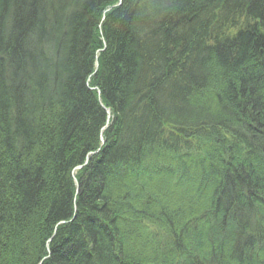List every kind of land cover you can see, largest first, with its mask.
Here are the masks:
<instances>
[{"label":"trees","instance_id":"obj_1","mask_svg":"<svg viewBox=\"0 0 264 264\" xmlns=\"http://www.w3.org/2000/svg\"><path fill=\"white\" fill-rule=\"evenodd\" d=\"M101 100L113 122L89 172L116 182L89 191L107 205L94 222L54 230L85 205L61 177L98 143ZM189 164L225 179L197 202L205 226L142 193ZM51 236L43 264H264V0H0V264H38Z\"/></svg>","mask_w":264,"mask_h":264},{"label":"rangeland","instance_id":"obj_2","mask_svg":"<svg viewBox=\"0 0 264 264\" xmlns=\"http://www.w3.org/2000/svg\"><path fill=\"white\" fill-rule=\"evenodd\" d=\"M105 47L106 46L104 45L103 48L105 49ZM99 51H101V50H99ZM94 64L95 65H94L93 71L91 73H89V75L86 79V81L89 82L87 84L91 90L96 89L97 86H96V84H90V81L93 79V77H95L98 74V72L102 73V71H103L102 67L99 65L97 59H96V63L94 62ZM99 69H100V71H99ZM98 79H99V75H98L96 81ZM97 93H98V95H100L99 90H97ZM213 98H214L213 93H211L210 95H207L208 100H211ZM100 105L102 108L105 109L106 114H105L104 121H103L104 123L100 127V131H99L100 135H99L98 143L96 144V142H95L92 149L85 154L84 159L82 161L78 160L77 162H75L77 164H75L73 166L70 165L69 173H65L64 178L61 177V180H65V182H66V179L68 177L71 178L73 185H74L75 197H77V196L82 197L84 199L82 201L85 205H82V208L79 211L78 207H77L78 205L75 202L76 201V198H75V200H74L75 204L73 203V204H70L68 206V213H70L71 216H67L66 218L58 221L54 226V230L57 229L58 225H62L64 223L70 224L76 218H79V220H86V221L88 220V221L94 222L95 218L93 216L95 214H99L98 210H101L104 205L105 206H107V205L106 204H104L102 206L96 205L95 208L92 207L91 205H89L90 200H85V199H89V197L91 195L89 193V191L91 189H94V190L97 189L98 192L104 193L105 191L107 192V189L109 187H111L116 182L113 179L112 180L110 179V181L107 180V178H108L107 176L110 174V172L108 170L105 171L103 174V177H105L104 178L105 181L100 180V179H96V176L93 173L90 175V172H89L91 162L93 160H95L96 157L98 156V154L102 151V149L105 145V142L107 140V138L104 136V133L111 126V124L113 122V119H112L113 117H112L110 108L105 106L103 104L102 100L100 101ZM168 126H169V128H170V126L172 128L176 127V125H173V124L168 125ZM178 126H181V125L179 124ZM182 127L186 128L184 126H182ZM136 129L140 132L138 127ZM186 129L190 133L191 130L188 128H186ZM196 129L198 130V127ZM196 129L193 130V132H196L197 131ZM183 131L186 132V130H184V129H183ZM175 132H179V130H177V128H176V131H173L172 134L174 135ZM175 135H176V137L183 140L182 139V136H184L183 133L179 132V133H175ZM186 136H188V134H186ZM194 136L195 135H192V139L198 141L197 138ZM139 137H141V136H139ZM134 147H137V145H135ZM188 148H190V149H188ZM196 153L197 152L194 151L193 147H190V146H188L186 148L181 147L178 149V152L169 155V157L170 158H176L177 160H179L178 157L183 156L182 160H187L188 158H194L193 156ZM124 154H126V153L123 152L122 155H124ZM197 154H201V152H198ZM223 155H225V154L223 153ZM233 155L237 159L238 154L234 153ZM120 157H122V156H120ZM203 157H204V155H203ZM123 159H125V157ZM209 162L211 163V161H209ZM215 163H216V161H212L211 164L214 165ZM205 166H207V165L205 164ZM111 169H112V167H111ZM202 170L200 171L198 169V171H197V168H194L189 164L185 169H180L178 166H175V167L171 168V170L168 169L164 173H157L156 171L152 172V173H150L152 175L149 176L150 177V179L148 180L149 182L147 184H145V187L143 186L144 190H142V193H144L143 195H149L147 197L152 198L153 199L152 202L154 201L155 203L164 206L165 207L164 213L168 214V218L170 217V214H171L170 209L180 208L181 210L185 211V208H183V204H184V207H189L188 211L190 214H189V216H186V213L184 212L183 220H180V221L181 222L186 221L188 218H190V219L192 218L191 221H194L195 216L197 219L207 218L205 220H202V222H200V224L205 226V224L208 222L209 218H211V217L208 218V217H206V214H202V213H199V217H197L198 211H204L206 209L203 207V210H200V206L197 205V202L204 199V197H207V199H208L209 196L211 195V193L214 192L215 188L218 187L217 186L218 181L220 182V184L222 183V185H223V184H225V182H224L225 179H224V176L223 177L221 176L223 172H217V170H215L213 174H209L208 171H202ZM158 174L161 177H158ZM47 179L48 180L50 179V181H51L52 177L48 176ZM200 181H201V185H200ZM226 188H229L227 184L225 186V189ZM147 191H148V193H147ZM175 197H177V198H175ZM196 198H197V200H196ZM175 199H177L176 202H175ZM178 201H182L181 202L182 207ZM141 202H142L141 199L138 200L137 204L139 207H140ZM137 204H135L134 206L138 207ZM91 210L93 212H91ZM181 210H179V211H181ZM107 211H109L108 208H106V215H107L108 219H110L111 214ZM195 211H197V212H195ZM253 212H254V210L252 211L251 214H249L247 216L253 215L254 214ZM194 213H195V215H194ZM112 217L117 219V221L113 219V221L115 223L114 233L116 235H120L121 238H123L122 235H125L126 239H130L131 236L133 237L132 234L128 233L129 229H131V228L128 227L129 228L128 229L127 228L128 224H126V223L129 222L131 224L132 223L131 220H134V219L131 218V220H130L128 217L124 216L123 214H120L118 217L112 215ZM132 217L135 218L134 216H132ZM43 219H45V218H43ZM36 224H40V223H36ZM207 228H209V227H207ZM37 229H38V227H37ZM185 229L187 232H189V231L191 232V226H185L184 230ZM35 231H36V228H35ZM192 231H194L196 233L198 231L197 227H194ZM204 231H205V229H204ZM69 235H70V233H69ZM51 239H52V236L46 240V244H45L46 254H44V256H41L38 264H43L45 259L49 256V243H50ZM262 245H264V244H262ZM35 246H36V240H35L34 245H33V250L36 249ZM127 246H128V250H130V251L135 249V248H133L135 246L132 243H128ZM133 253L134 254H132L130 256H134L136 258L141 257L140 259L147 257V256H143V255H146L145 253L143 254V253L138 252V251L133 252ZM12 258H13L12 255L10 257H8V261L5 262L4 264H11V261L13 262Z\"/></svg>","mask_w":264,"mask_h":264},{"label":"bare ground","instance_id":"obj_3","mask_svg":"<svg viewBox=\"0 0 264 264\" xmlns=\"http://www.w3.org/2000/svg\"><path fill=\"white\" fill-rule=\"evenodd\" d=\"M162 161H165V160H163V159H162ZM166 164H167V163H166ZM164 169H165V168H164V167H162V169H161V170H164ZM197 171H198V169H197ZM56 227H57V226H56Z\"/></svg>","mask_w":264,"mask_h":264}]
</instances>
